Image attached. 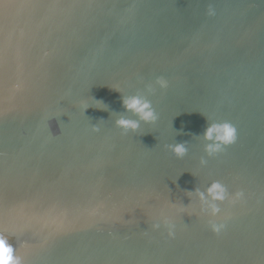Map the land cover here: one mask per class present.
Here are the masks:
<instances>
[{"label":"water","instance_id":"obj_1","mask_svg":"<svg viewBox=\"0 0 264 264\" xmlns=\"http://www.w3.org/2000/svg\"><path fill=\"white\" fill-rule=\"evenodd\" d=\"M138 89L158 119L124 133ZM207 117L238 134L213 157ZM213 180L246 197L220 235ZM0 229L24 264H264V0H0Z\"/></svg>","mask_w":264,"mask_h":264},{"label":"clouds","instance_id":"obj_2","mask_svg":"<svg viewBox=\"0 0 264 264\" xmlns=\"http://www.w3.org/2000/svg\"><path fill=\"white\" fill-rule=\"evenodd\" d=\"M206 14L214 16L216 15V9L209 4ZM155 85H158L160 89H167L168 81L164 77L158 76L155 79ZM145 87L149 92L155 90L153 84H147ZM121 99L125 111L124 113H114L113 122L124 133L137 131L141 127V122L154 124L157 121L158 114L153 108L151 100L145 94H142L139 89L135 94L131 95L122 93ZM95 102L98 105H103V107L97 106V104H94V106L106 109V106L101 101L96 100ZM89 106L90 103L84 104L83 112ZM125 113H131L136 118H131ZM207 120V127L199 137L205 141L204 152L206 156L213 157L223 152L227 146L235 143L238 134L237 128L227 120H209L208 117ZM93 131H100L98 124L93 125ZM165 147L178 158L184 157L188 152L187 142L169 143ZM200 163L201 165L207 164L205 157H201ZM187 193L190 201L193 194L198 199L200 211L207 217V226L216 235H220L227 227L226 221L221 218V205L225 201L231 204L242 203L246 198L243 189L230 193L228 188L218 180H213L206 188L200 189L197 187L194 191H188ZM162 226L166 229L170 238L175 237L176 225L171 218L164 217L151 225L153 230H159ZM13 239L14 237L9 231L0 229V264H24L23 257L17 254Z\"/></svg>","mask_w":264,"mask_h":264}]
</instances>
